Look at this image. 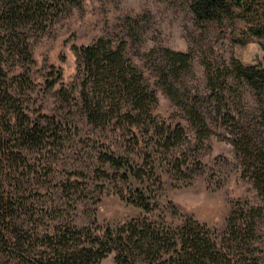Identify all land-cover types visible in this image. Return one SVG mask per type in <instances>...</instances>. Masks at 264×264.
I'll return each mask as SVG.
<instances>
[{
    "label": "trees",
    "instance_id": "trees-1",
    "mask_svg": "<svg viewBox=\"0 0 264 264\" xmlns=\"http://www.w3.org/2000/svg\"><path fill=\"white\" fill-rule=\"evenodd\" d=\"M167 1L185 5L202 29L241 26L264 52V0ZM79 4V0H0V264H100L111 253L114 264H261L255 243L260 238L257 224L264 215V54L252 63L234 57L220 62L202 57L203 97L188 95L186 87L180 86L191 70L192 49L152 48L147 54L156 85L182 111L198 141L213 133L210 122L223 128L241 176L251 182L262 204L237 203L221 232L192 217L170 226L140 216L100 231L67 224L29 226L34 215L24 210L26 204L18 195L22 179L34 173L27 154L42 147L54 122L50 117L45 124L30 119L17 97L16 70L33 63L29 40ZM126 44L99 37L74 47L81 114L93 127L112 125L129 132L135 141L141 132L167 148L183 144L187 135L181 123L155 120L156 90L126 56ZM55 82L48 81V87ZM244 88L251 91V109L242 104ZM58 93L68 101L65 89ZM100 158L112 167H124L126 179L142 178L143 168L130 165L128 159L113 153ZM133 196L131 202L144 212L153 209L143 191L135 188Z\"/></svg>",
    "mask_w": 264,
    "mask_h": 264
},
{
    "label": "rangeland",
    "instance_id": "rangeland-1",
    "mask_svg": "<svg viewBox=\"0 0 264 264\" xmlns=\"http://www.w3.org/2000/svg\"><path fill=\"white\" fill-rule=\"evenodd\" d=\"M79 1V6L60 14L43 34L29 40L33 63L16 70L17 97L30 119L45 124L50 117L54 122L42 147L27 154L34 173L22 179L18 195L26 204L24 210L34 215L29 217V226L44 229L47 225L67 224L100 231L140 216L163 220L170 226L192 217L221 232L237 203L262 204L251 182L241 176L223 128L210 122L213 133L198 141L182 111L156 85L147 57L152 48L192 49L191 70L183 75L180 86L186 87L188 95L203 97L206 88L202 57L215 62L234 57L252 63L264 54L259 43L246 37L241 26L233 30L198 27L180 2ZM99 37L114 44L126 41V56L156 90L157 103L152 110L155 120L170 125L181 123L187 135L183 144L167 148L155 142L156 137L141 132L135 141L118 127L96 128L86 122L79 109L74 47L88 45ZM54 79L55 84L48 87L47 82ZM59 89L70 94L68 101L62 99ZM241 94L242 104L251 109V91L244 88ZM104 153L141 166L142 178H124V167L115 168L101 161ZM135 188L154 203L151 211L146 213L131 202ZM257 231L260 238L255 245L264 264V215ZM113 256L107 255L100 264H114Z\"/></svg>",
    "mask_w": 264,
    "mask_h": 264
}]
</instances>
